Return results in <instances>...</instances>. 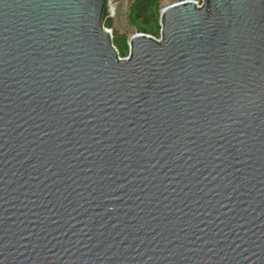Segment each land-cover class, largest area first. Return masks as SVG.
<instances>
[{"label":"water","instance_id":"obj_1","mask_svg":"<svg viewBox=\"0 0 264 264\" xmlns=\"http://www.w3.org/2000/svg\"><path fill=\"white\" fill-rule=\"evenodd\" d=\"M132 1L0 0V264H264V0Z\"/></svg>","mask_w":264,"mask_h":264},{"label":"trees","instance_id":"obj_2","mask_svg":"<svg viewBox=\"0 0 264 264\" xmlns=\"http://www.w3.org/2000/svg\"><path fill=\"white\" fill-rule=\"evenodd\" d=\"M130 21L137 31L143 33L153 32L158 34L159 26L157 24V0H137L132 4ZM104 25L111 27L110 20H105ZM127 40L125 36L120 38L121 53L127 51ZM120 54V52H119Z\"/></svg>","mask_w":264,"mask_h":264},{"label":"rangeland","instance_id":"obj_3","mask_svg":"<svg viewBox=\"0 0 264 264\" xmlns=\"http://www.w3.org/2000/svg\"><path fill=\"white\" fill-rule=\"evenodd\" d=\"M111 1H113V0H111ZM160 3H161V0L157 1V8H156V11H157V24H158V18H159V11H160L159 6H160ZM113 5L116 7V3L113 2ZM115 17H116L115 14H114L113 17H109V20L111 22L112 34H113V45L116 47L118 52H120V55H119L120 57H126L127 54H128V49H129L128 43L126 42L127 43V51H124V52L121 53V51H120L121 50L120 38H121V36H125L126 40H128V38L130 37V33H128L126 30H122V29H120V28L115 26ZM133 27H134V30L137 31L136 28H135L136 27L135 24L133 25ZM158 33H159V31H158ZM146 34L154 36L155 38L159 37V34L155 35V33H153V32L146 33Z\"/></svg>","mask_w":264,"mask_h":264},{"label":"built area","instance_id":"obj_4","mask_svg":"<svg viewBox=\"0 0 264 264\" xmlns=\"http://www.w3.org/2000/svg\"><path fill=\"white\" fill-rule=\"evenodd\" d=\"M180 2H194L196 5H197V7H200L201 5H202V0H180ZM107 4H108V13H107V15H106V17H105V20H109V17H113L114 16V14H115V12H111L110 11V8L113 6L114 7V9L116 8L114 5H113V3H111V0H107ZM105 20H104V22H105ZM103 26H104V28H106V30H108L109 32H110V34H111V38H112V42H113V34H112V28L111 27H107V26H105L104 25V23H103ZM159 34V33H158ZM147 35H149V34H147ZM149 36H151V35H149ZM152 38H154V39H159V37L158 38H155L154 36H151ZM127 43H128V40H127ZM115 47V46H114ZM128 47H129V49H130V44L128 43ZM116 48V47H115ZM129 49H128V51H129ZM117 50V49H116ZM117 52H118V50H117ZM118 55H120L119 54V52H118ZM120 57V56H119ZM120 58H123V57H120Z\"/></svg>","mask_w":264,"mask_h":264},{"label":"flooded vegetation","instance_id":"obj_5","mask_svg":"<svg viewBox=\"0 0 264 264\" xmlns=\"http://www.w3.org/2000/svg\"><path fill=\"white\" fill-rule=\"evenodd\" d=\"M135 1H137V0H133V1H132L131 6H132V4H133ZM157 1H159V0H157ZM131 10H132V7H131ZM131 10H130V14H131ZM129 18H130V16H129Z\"/></svg>","mask_w":264,"mask_h":264},{"label":"bare ground","instance_id":"obj_6","mask_svg":"<svg viewBox=\"0 0 264 264\" xmlns=\"http://www.w3.org/2000/svg\"><path fill=\"white\" fill-rule=\"evenodd\" d=\"M113 10H114V7L112 6V7L110 8V11H111V12H114Z\"/></svg>","mask_w":264,"mask_h":264}]
</instances>
